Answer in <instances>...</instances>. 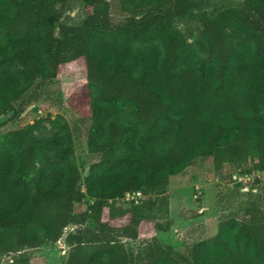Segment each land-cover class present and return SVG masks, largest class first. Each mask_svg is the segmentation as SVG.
Wrapping results in <instances>:
<instances>
[{"label":"trees","instance_id":"16d2710c","mask_svg":"<svg viewBox=\"0 0 264 264\" xmlns=\"http://www.w3.org/2000/svg\"><path fill=\"white\" fill-rule=\"evenodd\" d=\"M66 1L0 0V119L53 107L50 85L75 65L82 73L56 113L0 133V256L74 225L64 264H264V0L202 11L189 36L175 20L201 0H81L79 24H56ZM63 108L86 121L84 173ZM197 157L232 165L229 178L258 175L235 187L243 218H221L180 254L158 231L169 178ZM139 238L133 253L124 239Z\"/></svg>","mask_w":264,"mask_h":264},{"label":"rangeland","instance_id":"374dc122","mask_svg":"<svg viewBox=\"0 0 264 264\" xmlns=\"http://www.w3.org/2000/svg\"><path fill=\"white\" fill-rule=\"evenodd\" d=\"M240 4L241 0H201L198 9L193 14L176 18L175 24L189 36L190 33H195L202 28L200 21L202 11L215 16L226 8L238 7ZM58 6L61 16L56 24H79L84 17L81 0H69ZM56 34H58L57 29ZM76 67L75 65L72 71L61 73L50 85L49 92L53 107L49 104H42V109L37 111L31 105L24 109L19 118H10L11 114L5 115L0 119V133L20 127L27 122H33L37 116H44L49 112L52 115L56 113L57 102L60 99L64 100L82 81L81 69ZM61 113L68 119L73 129L75 138L73 159L84 173L89 160L93 158L88 155L86 148V121L80 120L78 114L66 108H63ZM45 123L48 124L47 121ZM234 170L232 165L227 164L218 169L211 158L197 157L183 171L172 175L168 184L170 217L165 224V229L158 231L161 240L172 245L178 253L185 254L190 242L215 235L221 218L234 216L237 220H241L243 218L241 205L245 195L237 194L235 187L251 179L253 175H258V172L252 171L247 177L237 175L236 178H229ZM260 176L261 183L264 184V172ZM247 189L248 186L243 190ZM121 203L128 204L129 200L123 199ZM84 208L85 204H75L76 211ZM75 229L74 225L66 227L58 240L46 243L40 248L1 255L0 264H10L12 261L29 255L38 257L44 264H64L69 248L66 236ZM124 241L134 253L141 243V238L124 239Z\"/></svg>","mask_w":264,"mask_h":264},{"label":"built area","instance_id":"2783aa9c","mask_svg":"<svg viewBox=\"0 0 264 264\" xmlns=\"http://www.w3.org/2000/svg\"><path fill=\"white\" fill-rule=\"evenodd\" d=\"M234 178H236V176H234ZM139 197H142V194H141L140 191L128 192V193L125 194V198H127L129 200H133L134 202H137Z\"/></svg>","mask_w":264,"mask_h":264}]
</instances>
